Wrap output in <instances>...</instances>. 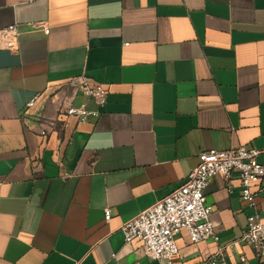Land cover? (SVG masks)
Returning <instances> with one entry per match:
<instances>
[{
    "label": "crops",
    "instance_id": "1",
    "mask_svg": "<svg viewBox=\"0 0 264 264\" xmlns=\"http://www.w3.org/2000/svg\"><path fill=\"white\" fill-rule=\"evenodd\" d=\"M42 22L49 27H33ZM0 264H170L125 242V221L184 184L208 149L264 164V0H0ZM86 75L107 103L69 105ZM37 95L33 106L29 99ZM209 179L215 237L182 229L172 264H264L240 237L253 209L235 174ZM264 221V177L252 183ZM111 219H105V209ZM246 258V261L242 260Z\"/></svg>",
    "mask_w": 264,
    "mask_h": 264
},
{
    "label": "built area",
    "instance_id": "2",
    "mask_svg": "<svg viewBox=\"0 0 264 264\" xmlns=\"http://www.w3.org/2000/svg\"><path fill=\"white\" fill-rule=\"evenodd\" d=\"M33 27H43L46 33L50 29L42 22H33ZM18 31L15 24L0 30V36L8 49L17 45ZM70 84L76 93L92 99L97 110L88 108L86 102L79 106L69 105L64 113L86 121L89 116L97 115L99 109L107 103L108 90L99 82L86 75L73 77ZM37 95L29 99L27 106L34 105ZM262 150L244 145L229 149H208L198 154L197 164L190 170L183 185L156 201L151 206L136 213L121 227L125 242L140 238L144 255L151 259H165L172 264L179 254L175 236L182 229L188 233L194 243L215 237V228L211 220L212 206L207 204L205 190L209 179L221 174L232 189L231 179L236 174L241 181V197L253 209L247 217V226L242 235L229 243L232 246L246 243L254 248L258 255L264 253V221L257 208V194L252 183L264 177V164L258 161ZM105 219H111L110 209H105ZM226 252L219 247L208 261L200 264H226ZM246 261L245 257H242Z\"/></svg>",
    "mask_w": 264,
    "mask_h": 264
}]
</instances>
